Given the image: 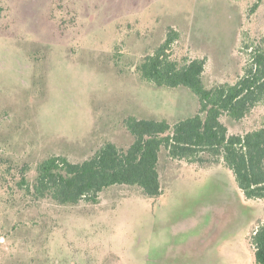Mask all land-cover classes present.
I'll use <instances>...</instances> for the list:
<instances>
[{
	"label": "rangeland",
	"instance_id": "374dc122",
	"mask_svg": "<svg viewBox=\"0 0 264 264\" xmlns=\"http://www.w3.org/2000/svg\"><path fill=\"white\" fill-rule=\"evenodd\" d=\"M0 0V157L28 164L53 155L81 162L105 142L127 148L130 116H194L196 95L155 88L134 67L181 34L179 57H205L207 87L243 74V46L264 31V0ZM231 134L264 127V105ZM164 194L113 187L98 204L57 206L0 189V264H256L250 237L264 201L247 200L222 165L160 159ZM15 190V193H14ZM6 201V202H5Z\"/></svg>",
	"mask_w": 264,
	"mask_h": 264
},
{
	"label": "trees",
	"instance_id": "16d2710c",
	"mask_svg": "<svg viewBox=\"0 0 264 264\" xmlns=\"http://www.w3.org/2000/svg\"><path fill=\"white\" fill-rule=\"evenodd\" d=\"M180 40V32L169 28L163 43L144 56L134 71L149 86L192 92L199 102L194 116L173 124L164 118L130 116L124 120L133 137L127 148L107 141L81 162L50 156L37 164L33 180L28 178L30 165H13L0 157V189L6 192L7 202L13 200L12 182L33 202L57 206L96 205L101 194L113 187L135 188L145 199L157 200L164 194L159 171L163 151L173 161L199 168L222 165L233 172L247 200L264 201V127L231 134L223 122L224 117L242 122L264 105V31L243 46L247 55L243 74L233 83L211 88L204 80L207 58L179 57ZM250 244L256 264H264V223L253 232Z\"/></svg>",
	"mask_w": 264,
	"mask_h": 264
}]
</instances>
